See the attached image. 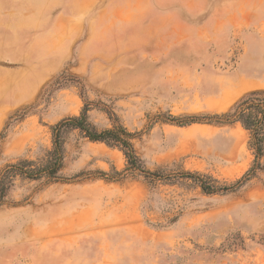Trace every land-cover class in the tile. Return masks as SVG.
I'll list each match as a JSON object with an SVG mask.
<instances>
[{
    "label": "rangeland",
    "instance_id": "1",
    "mask_svg": "<svg viewBox=\"0 0 264 264\" xmlns=\"http://www.w3.org/2000/svg\"><path fill=\"white\" fill-rule=\"evenodd\" d=\"M256 89L264 0H0V172L88 107L161 174L71 130L61 178L17 177L0 206V264H264V169L216 194L182 176L253 165L249 132L209 116Z\"/></svg>",
    "mask_w": 264,
    "mask_h": 264
},
{
    "label": "trees",
    "instance_id": "2",
    "mask_svg": "<svg viewBox=\"0 0 264 264\" xmlns=\"http://www.w3.org/2000/svg\"><path fill=\"white\" fill-rule=\"evenodd\" d=\"M89 108L84 107L79 115L63 118L51 126L53 134V149L48 152L45 162L38 163L32 159H20L6 165L0 172V206L8 200L12 188L16 185L17 177L38 180L47 177L53 180L61 178L60 171L64 163L65 136L71 130H79L92 141L105 142L110 146L121 148L128 161V168L139 172L146 178L161 177L158 171L146 168L143 160L137 154L133 138L134 134L124 126H115L99 130L89 120ZM211 122L217 124L240 123L250 134V147L255 152L253 165L236 182L221 184L220 180L211 174L190 172L182 176L193 180L206 194L227 193L237 190L249 180L256 177L264 169V89L251 90L238 99L229 110L213 114ZM120 173L119 171H115Z\"/></svg>",
    "mask_w": 264,
    "mask_h": 264
}]
</instances>
